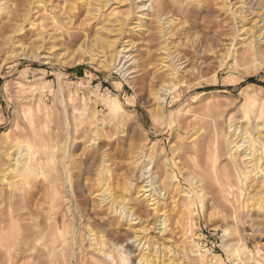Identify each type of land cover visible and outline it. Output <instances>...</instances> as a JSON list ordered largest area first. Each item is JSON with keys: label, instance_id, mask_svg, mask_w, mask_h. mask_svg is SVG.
<instances>
[{"label": "rangeland", "instance_id": "obj_1", "mask_svg": "<svg viewBox=\"0 0 264 264\" xmlns=\"http://www.w3.org/2000/svg\"><path fill=\"white\" fill-rule=\"evenodd\" d=\"M84 1L0 0V202L11 199L12 211L25 202L20 214L30 211L38 225L30 220L8 228L0 264H64L62 250L70 264H80L73 255L75 227L89 264L95 231L78 220L65 171L74 200L108 230L116 264H264V204L248 200L249 182L245 200L237 189L235 204L216 200L212 182L191 183L187 156L198 135L216 138L222 155L241 137L264 141V45L257 55L241 53L264 17V0H182L196 14L175 9L161 23L146 11V0H91L90 8ZM238 12L251 15L243 22ZM241 27L250 34L239 33ZM113 42L117 51L131 44L126 59L115 57ZM114 98L120 111L107 105ZM39 101L47 115L21 116ZM32 130L52 145L41 157L55 156L51 175H61L69 237L52 233L47 223L54 210L46 179L34 171L5 173L13 159L24 161L35 150ZM217 165L235 181L225 157ZM51 169L47 163L43 171ZM258 171L254 182L264 180ZM120 254L126 255L121 263Z\"/></svg>", "mask_w": 264, "mask_h": 264}, {"label": "bare ground", "instance_id": "obj_2", "mask_svg": "<svg viewBox=\"0 0 264 264\" xmlns=\"http://www.w3.org/2000/svg\"><path fill=\"white\" fill-rule=\"evenodd\" d=\"M146 1L150 2L146 11H149L151 16L153 18H155L159 23L164 21L163 17H165V15L169 14L171 11L177 12V10H178V11L182 12L184 15L185 14H190V15L196 14V13H194V9L190 5H187L186 3H185L186 5L183 4L182 0H173V1H171L170 5L168 4V2L166 4V2L164 0H146ZM91 6H92L91 0L85 2L86 8H90ZM145 7H146V5H142V7H140V9H142L141 12L145 11L144 10ZM102 8L103 7H101V9ZM175 9H177V10H175ZM87 14H89V10L87 11ZM237 14H239L238 20H241L243 22L246 19V17L251 15L250 13L245 15L244 12H238ZM242 14H243V16H241ZM105 19H106V15H105ZM108 21H109V19H108ZM164 25H165V23H164ZM254 28H257V31L255 32L254 35L251 36V39L250 40L249 39L243 40V46L244 47H242V50H243V51H241L242 55L243 54L257 55L261 51L260 47L264 45V17H263V19L261 17V20H259L255 24ZM101 29H103V27ZM161 29H163V28H161ZM242 29L243 28L241 27L238 30L239 33L242 32ZM248 34H250V30H245V32L242 35L246 37ZM175 35H177V34L175 33L171 36L174 37ZM183 35H186V34L183 33ZM130 45L131 44H128V46L122 45L123 48L120 49L119 51H117L116 42H113L111 44V47L113 48V53H115V57L120 56V55L122 56V54L128 53L129 50H125V49L127 47H129ZM122 57L124 59H126L124 56H122ZM100 64H101V62H100ZM102 67L105 68L106 65H103ZM22 90H24V89H21V91ZM156 97H157L156 102H158V104L162 105V103L165 102V100L161 99L162 97L160 98V97H158V95ZM107 105L110 107L109 109L111 111L117 112V111L121 110L120 102H119V100H117V98H114L113 100H109L107 102ZM31 115L38 117V118H43V116L47 115V112L45 111L44 104L39 101L34 111L27 110V111H22V113H21V116L23 118H26V117L29 118V117H31ZM16 124H17L16 121H14V125H16ZM76 126L77 125H75V130H77ZM31 133H32V137L34 140V144H32V146L35 150L30 155H28V158L24 161L20 160L21 157H17V158L15 157L16 159H13V161H12L13 163L10 164V166L7 168V170H5V173L8 175H12L13 177H18V175H20L23 171H34V172H36V175L44 177L46 179L45 180L47 182V189L46 190H48L51 193V195H50V197H51L50 198V201H51L50 206L52 209V213L54 210L53 215L50 216L49 218H47V223L49 224V227L51 228L52 233L57 234L60 237H64L68 233L67 227L69 226V222H68V220H66L67 212L62 208V205L64 203V201H63L64 198H62L60 195V191H62V189H64V188H63V186L58 185L61 175L60 174H58L56 176H55V174L51 175L52 170L55 168V166L57 164L55 156L53 158H51L49 160V162L47 160H44L43 156L41 157V155L44 152H47L50 150L52 145H50L48 143V141L40 138L38 136V134H36L37 132L35 130H32ZM75 133H76V131H75ZM51 134H52V132H51ZM241 135H242V132L239 133L237 135V137H239ZM252 141H253V143H249V142H251V140L250 141L248 140V142H247V141H245V138L241 137L237 143L233 142L232 148L229 151L223 153V155H222V154H220V152H222V151H220L221 149H219L222 147L221 143L219 141H217L216 138L210 139V137L204 138L203 135H198L196 138H194L192 141H190L191 142L189 144L190 148H189V150H187V153H188L187 156L189 157V161H192V168L194 170L193 173L195 174V178L191 179V183H193L195 185H201L202 187H205L207 185L206 180L209 181L210 183L211 182L214 183L212 185V183L210 184L208 182L211 186H213L212 187L213 189L210 186L209 187L213 190V193L216 196L215 199L216 200L218 199L219 201H222L224 203L232 205V204H235L234 203L235 202V193H234L235 191H234V189H237L240 192V196H243L242 198H243V200H245L247 194L241 195V193H245L244 187H245L246 183L249 182L247 184H248L249 191L252 195H250L249 197L247 195L248 200H250V201L258 200V201H260V204L263 205L264 204V180L263 181L262 180L261 181L255 180L256 182H254L251 179L253 176L252 174L255 173L256 170H259L257 172V174H261V175L264 174V141H257L254 139ZM55 147L56 146H54L53 149ZM204 152L207 153V157L203 161V163H200L199 160L201 159ZM221 157H225L228 160L229 165L233 166L234 172H236L235 181L230 179L231 175H229L227 173L220 175V167H219V165H217V163L221 159ZM47 163L52 165V169L48 170L47 172H44L45 170L43 171V168ZM31 173H29V177H32V176H30ZM65 175H66L65 180H66L67 186L69 188L68 191L71 193V198H72L73 202H75V212L79 216L78 220L81 221V219H83V221H85L92 228V231L93 230L95 231L93 234H91L92 239L90 240V242H91L90 245L93 247V252L96 253L97 256L93 252L90 253L93 257L90 258L89 264H95L97 261L94 260V257L96 258L98 256L100 258H102V260L99 259V261H100V262L98 261L99 264H106L107 261L111 262V264H116L115 259L109 257V255H111V254H109L110 244H109V240L106 239L108 230L104 226H102L100 223H97L95 221L91 222V218L88 217L86 210H84L81 203L80 202L78 203V200L77 199L74 200V198H73V193L71 191V186L73 184V181L71 180V177L69 176V173L67 171H65ZM220 176H221V178H220ZM20 177H22V175ZM26 180H28V179H26ZM74 183H75V190L76 191L79 190L80 185H79L78 177L77 178L75 177ZM15 184H17V183H15ZM15 184H13V185H15ZM195 185L191 188L192 191H194L196 189ZM151 186H154V184H151L150 187ZM26 188H28V187H26ZM192 191L188 192V194L189 193L191 194ZM9 192H11V191H9ZM145 192H148V191H145ZM62 193H64V192H62ZM192 196H193V194H192ZM12 198H13V196H12ZM4 199L5 198H3V200H1V202H0V239L4 238L6 235L7 236L10 235L11 230L8 228L12 229L13 227H16V229H18V227L20 226L19 223L22 221L23 222H29L31 220V221H34L33 224L35 226L37 225V222L35 220H32L33 218L30 215V211L28 212V214H25V215L20 214V212L27 209L25 202L22 205L23 206L21 208L22 210L12 211V207H13L12 204L13 203H11V199L9 201H5ZM149 199H150L149 202H151L149 205L155 206V208H156L158 205V202H156V199H153V196L151 197L150 195H149ZM4 203L6 204L5 206H3ZM5 207L7 208V210L4 209ZM70 207L71 206H68L67 208L69 209ZM61 208H62V210H61ZM131 211L132 210H130V213H131ZM44 214L45 213H43V215ZM60 223L62 224V229L58 228L60 226ZM48 224H47V226H48ZM47 229H49V228L47 227ZM17 231H19V230H17ZM78 231L79 230L75 227V232L73 231V234L75 233V243H73V245H75V249L73 251L74 252L73 255L75 256V259H77L79 261L80 264H84V261H83L84 260V256H83L84 254H83V249L81 248V242H82L83 238H79ZM14 232H16V231H14ZM224 233H226V230H224ZM69 235L70 234H68V236L67 235L66 236L69 237ZM47 237L43 238V236H42L43 239H45V238L47 239ZM224 237H225V235H224ZM18 238H20V237L18 236ZM135 238H136V236H135ZM47 241H48V239H47ZM41 244H42V242H41ZM30 246L32 247V245H30ZM45 246L47 247V245H45ZM50 246L48 245V247H50ZM13 248L14 247H11L10 249L13 250ZM21 249H23V248H21ZM44 249H47V248H44ZM51 249H52V247H51ZM116 249H119V248L116 247ZM3 250H5V249H3ZM48 250H49V248H48ZM7 251L8 250H6V252ZM17 253H20V252H18V248H17ZM53 253H55V252H53ZM9 255H10V253H9ZM61 255L65 261V263L64 262L63 263L64 264H70L69 260L67 259L68 258L67 253L64 250H62ZM51 257H53V256H51ZM119 259H120V263H121L122 261H124L126 259V255L120 254ZM6 260L9 261V259H6ZM58 260H59V258H58ZM56 263H57V261H56ZM13 264H15V263H13Z\"/></svg>", "mask_w": 264, "mask_h": 264}]
</instances>
